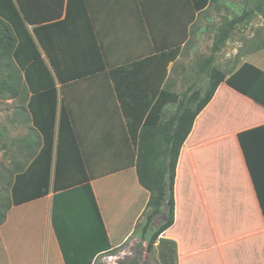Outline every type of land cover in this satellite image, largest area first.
I'll use <instances>...</instances> for the list:
<instances>
[{"label":"crops","instance_id":"obj_1","mask_svg":"<svg viewBox=\"0 0 264 264\" xmlns=\"http://www.w3.org/2000/svg\"><path fill=\"white\" fill-rule=\"evenodd\" d=\"M85 3L86 15L75 30L79 33L86 21L91 25L106 68L62 86L55 81V87L58 98L61 96L70 111L89 184L108 241L115 247L128 239L141 222L149 193L137 180L135 147L125 116L135 112L143 102H135L134 91L119 86L121 94H129L121 102L110 71L115 68L120 81L121 71L116 67L138 70L136 62L179 46V54L168 63L161 85L177 94L185 106H192V91L198 89L203 95L212 67L224 71L223 67L232 73L248 63L264 72L261 45L264 0H210L198 12L191 0H85ZM256 3H261V11ZM232 19L240 21L231 35L246 31L250 37L255 35L254 41L259 43L241 53L233 48L219 59L217 55L230 38L212 54L214 35ZM208 33L213 37L209 52L195 53L201 46L199 39L204 34L209 38ZM194 53L197 59L186 66L189 58L184 57L193 58ZM211 54L213 60L209 64ZM42 57L45 59L44 54ZM182 60L185 62L181 63ZM163 111L167 121L176 114L177 104L168 103ZM261 125L264 106L224 82L195 117L175 168L174 223L158 238L176 243L177 264H264V219L237 140L238 133ZM183 182L184 195L186 192L190 202L187 211L182 210L184 207L180 209L177 197L178 184ZM52 196L50 190L46 196L10 207L0 226V264H65L51 223ZM156 217L152 218L148 234L166 221L163 214L162 222L153 229ZM197 219L209 226L210 237L205 236V226L198 225L203 230L193 232L192 227L199 223ZM176 226L177 234L169 233ZM180 227L184 233L178 237ZM208 240L216 252L190 250L185 243L203 244Z\"/></svg>","mask_w":264,"mask_h":264},{"label":"trees","instance_id":"obj_2","mask_svg":"<svg viewBox=\"0 0 264 264\" xmlns=\"http://www.w3.org/2000/svg\"><path fill=\"white\" fill-rule=\"evenodd\" d=\"M209 2L191 0L197 12ZM260 5L256 3L261 11ZM86 10L85 0H0V98L17 100L18 115L30 122L29 134L16 138L12 169L0 174V226L11 206L41 198L51 190V223L65 264H93L100 253L112 250L70 111L55 87V81L62 86L106 68L91 25L86 21L79 33L75 30ZM239 21H226L217 29L212 54L224 47ZM179 51V46L159 51L136 62L138 70L116 67L121 71L120 81L117 70L110 71L121 102L129 94H121L119 86L134 91L135 102H143L125 116L135 147L137 180L149 193L140 234L147 252L174 223V177L180 148L219 84L224 82L264 106V72L248 63L232 73L212 67L203 95L193 90L192 106H185L177 94L161 85L168 63ZM168 103L177 104V112L165 121L163 109ZM237 140L264 219V125L238 133ZM164 207L166 221L148 234L152 218L161 215ZM158 241L160 264H177L176 243Z\"/></svg>","mask_w":264,"mask_h":264},{"label":"rangeland","instance_id":"obj_3","mask_svg":"<svg viewBox=\"0 0 264 264\" xmlns=\"http://www.w3.org/2000/svg\"><path fill=\"white\" fill-rule=\"evenodd\" d=\"M215 20V19H213ZM252 29L254 30L255 27L252 26ZM203 35V34H202ZM201 35V36H202ZM205 35V34H204ZM200 36L199 43L201 44L199 49H196L195 53H207L210 49V44L212 42V36L208 33L210 36L206 39L205 36ZM255 35L250 37V33L248 32H234L228 43L225 45L224 49L217 55V57L220 59L222 56L224 57L227 52H230L231 49L236 48L238 51L237 53L244 52L247 48H250L254 46L253 44H258L259 42H255ZM202 47V48H201ZM205 47V48H204ZM195 53L193 54V58L188 55L184 58H189L188 61H186V66H191L193 61L197 59ZM185 60H182L181 63H184ZM222 70L225 72H228L227 69H224L222 67ZM18 108L19 103L18 101H14L11 99H8L7 97L0 98V174L7 173L8 170H11L14 164V155L17 153L18 150L16 147V138H23L26 137V135L29 134V127L30 123L28 119H25L24 116L18 115ZM1 184V183H0ZM183 184H178V190H177V197L180 204V209L183 208V211H187V206L189 207V201H187V193L183 192ZM116 196H118V193H116ZM185 197V198H184ZM184 198V200H183ZM182 206V207H181ZM123 211L120 212V214ZM166 215V208L164 207L161 210V215ZM159 215V217H156L153 220L152 228H156L160 223L162 222V216ZM145 221L144 214L142 216V220L140 223L137 224L134 233H132L128 239H126L124 242H122L120 245H117L115 247H112V250L107 252L105 255L111 254V255H121L119 256L118 264H160L159 262V253H160V246L158 241L155 242L154 247L152 251L147 252L146 251V240L142 241L140 237V230L141 226L143 225ZM199 220L197 219V223ZM203 224H196L197 226L192 227V230L194 233H199L203 229L200 226L205 229V236L210 237V230L209 226L206 225L205 221H203ZM200 225V226H198ZM175 226V225H174ZM151 228V227H150ZM176 227H174L169 233L176 235ZM200 228V230H199ZM184 233V232H183ZM182 233V227H180L178 232V237H181L183 235ZM189 234V233H188ZM185 237H187V235ZM149 235L147 234L146 237ZM112 242L115 244V238L112 237ZM188 244L187 247H189L190 250H213V245H211V241H206L203 244L198 243V241L193 242H185ZM183 245V244H182ZM215 251V250H213ZM216 252V251H215ZM182 255V253H181ZM102 256H98L94 259L93 264H102L101 263ZM206 259V258H205Z\"/></svg>","mask_w":264,"mask_h":264},{"label":"built area","instance_id":"obj_4","mask_svg":"<svg viewBox=\"0 0 264 264\" xmlns=\"http://www.w3.org/2000/svg\"><path fill=\"white\" fill-rule=\"evenodd\" d=\"M106 253L107 252H102L98 255V256H102V258H101L102 264H118L119 256H121V255H119V254L111 255L109 253H108V255H105Z\"/></svg>","mask_w":264,"mask_h":264}]
</instances>
